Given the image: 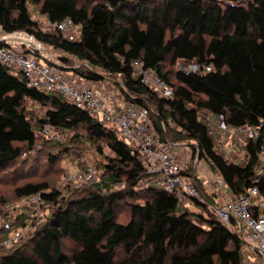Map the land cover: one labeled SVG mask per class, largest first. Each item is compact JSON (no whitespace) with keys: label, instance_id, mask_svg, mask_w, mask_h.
<instances>
[{"label":"trees","instance_id":"obj_1","mask_svg":"<svg viewBox=\"0 0 264 264\" xmlns=\"http://www.w3.org/2000/svg\"><path fill=\"white\" fill-rule=\"evenodd\" d=\"M29 5L51 21L70 17L78 37L42 28ZM0 28L24 31L61 51L57 57L79 76L97 82L117 78L122 98L148 108L162 140L193 149L235 193L256 184L264 197V179L255 180L259 141L248 139L247 160L236 163L199 118L200 111L222 114L230 127L264 120V0H0ZM135 58L171 85V97L132 77ZM178 59L213 68L186 74L177 69ZM70 60L84 65L66 64ZM26 100L44 107L34 122ZM47 123L73 131L75 139L83 130L106 159L104 174L94 188L72 197L46 182L15 186L17 199L41 192L46 202L61 200V205L18 244L4 247L0 240L8 249L0 264H243L241 237L206 203L193 202L204 214L157 185L138 188L147 167L114 130L59 92L27 86L19 71L0 63V169L39 146L38 138L49 141L40 133ZM105 147L110 154H104ZM185 173L192 176V169ZM193 179L207 195L200 179ZM127 197L139 201L128 202L129 219L118 222L116 203ZM207 198L214 202L215 196ZM64 239L78 246L71 255L64 251ZM118 248L124 257L117 258Z\"/></svg>","mask_w":264,"mask_h":264},{"label":"built area","instance_id":"obj_2","mask_svg":"<svg viewBox=\"0 0 264 264\" xmlns=\"http://www.w3.org/2000/svg\"><path fill=\"white\" fill-rule=\"evenodd\" d=\"M45 29L59 30L71 40L77 38L80 32L70 17L53 21L46 19ZM49 48L24 31L5 32L0 28V63L8 65L13 71H19L27 86L46 92H59L77 107L87 110L105 126L109 125L147 167L148 176L140 180L138 188L147 187L149 184L157 185L173 194L186 207L197 200L206 203L220 222L241 237L244 245L243 264H264V197L258 186L254 184L240 193H235L218 173L208 193L219 197L220 202H210L193 179H199L194 170L197 156L191 161L190 155L189 160L181 162L175 152V146L179 143L160 138L150 119L148 108L124 100L119 89L121 99L105 88L86 84L84 81L87 78L62 68L67 66ZM131 65L134 79L161 97L173 95L171 85L154 69L146 67L140 58L133 59ZM176 67L190 74L208 72L213 65L178 59ZM210 115L214 114L199 112V118L207 123L208 132L216 144L226 142L225 137H232L233 145L240 143L243 146L248 139L259 141L255 180L264 179V120L254 125L230 127L222 114L214 115L213 119ZM66 131L62 127L47 123L40 133L44 139L59 140ZM189 168L192 169L193 177L185 173ZM96 172L95 166H88L82 171L68 174L66 181L92 183L98 179ZM44 202L46 201L41 192L23 195L15 204L5 202L0 226L9 235L1 241V245H16L33 231L39 224V210ZM48 204L50 208L46 215L58 208L61 200ZM21 207L33 208L32 215L36 217L31 220L30 227L25 228L26 230L15 227V210Z\"/></svg>","mask_w":264,"mask_h":264},{"label":"rangeland","instance_id":"obj_3","mask_svg":"<svg viewBox=\"0 0 264 264\" xmlns=\"http://www.w3.org/2000/svg\"><path fill=\"white\" fill-rule=\"evenodd\" d=\"M87 3L89 4L90 2ZM29 8L32 18L36 19L42 28H45L46 19L44 18V16L39 14L36 7L29 5ZM49 49L52 51L53 55L58 56L57 53L53 51V49ZM66 64L73 66L84 65L83 62H79L77 60H70L69 63ZM102 85L105 89L116 93L117 97L120 98L117 78L105 79L104 81H102ZM107 101L109 102V100ZM23 105L32 122H34L37 117L43 115L44 113L43 106L36 104L30 100H26ZM73 134V131H66L63 134L62 138L59 140L44 141L41 138H38L39 146L31 151H26V153L18 157L16 161L0 169V221L3 217L4 203L10 202L11 204H15L18 201L14 193L15 186L21 185L25 182H46L51 188H56L57 190H59L63 196L72 197L81 194V192L85 189L91 187L94 188L95 184L93 183L102 179V176L104 174L103 165L106 161L104 155L97 152V150L95 149V145L86 138L85 132L83 130H78L79 135L77 139L73 138ZM225 139L226 142H217L220 151L225 155V157L233 160L236 163H242L246 161L247 156L244 155L243 146L240 143L238 145H233L232 137H225ZM188 145L190 147V144ZM192 152H194L193 149H191L190 152L191 161H193V159H195L196 157V154ZM104 154H110L107 147L104 148ZM50 156H54L53 161L49 159ZM197 159L198 160L196 161V165L197 167L199 166L200 170L203 171V173H205L207 176H217L218 172L216 169L211 168V166L202 159H199L198 157ZM88 166H95L98 178L96 181L92 183H83L79 181H77L76 183H72L66 181L68 174L75 171H82ZM120 186L121 185L116 184L114 188H118ZM202 189L203 191L206 190L204 186ZM205 192L208 195V191ZM133 201H139V199L127 197L124 200H120L116 203V221L126 222L129 219L128 202ZM214 202L219 203V197H215ZM48 208H50V204H48V202H44L41 205L39 210V214L41 213V216H39L38 218L39 223L44 220L46 213L49 210ZM189 209L205 214V212L194 203L189 206ZM15 211L17 214L15 227H21L26 230L25 228L30 227L31 220L36 218L32 215L34 213L33 208L21 207L16 209ZM8 235L9 232L2 230L0 226V240L2 241L3 239L7 238ZM63 247L64 251L68 255H71L78 248V246L69 239L63 240ZM243 248L244 245L242 246V249ZM6 251H8V249L0 246V254ZM116 253L117 258L124 257L122 248H118Z\"/></svg>","mask_w":264,"mask_h":264},{"label":"crops","instance_id":"obj_4","mask_svg":"<svg viewBox=\"0 0 264 264\" xmlns=\"http://www.w3.org/2000/svg\"><path fill=\"white\" fill-rule=\"evenodd\" d=\"M53 51H55V52L57 53V55L61 54V51H59V50H57V49H55V50H53ZM54 56H55V55H54ZM66 66H67V65H66ZM67 67H69V68L67 69L68 71L73 72V71L71 70V68H72L71 66H67ZM84 82H85L86 84H89V85L94 86L95 88H97V87L104 88L103 85H102V81H101V82H97V81H94V80L86 79ZM209 117H210L211 119L214 118V116H212V115H210ZM175 152H176V156H177V158H178L181 162H183V161L187 160V159L190 157V152H191V150H189V148H188L187 146L179 144V145H176V146H175ZM231 153H232V152H231ZM231 153H230V154H231ZM230 154H228V155H230ZM188 160H189V159H188ZM202 160H203V159H202ZM203 161H204V160H203ZM194 170H195V175H197V177H199V179H200V181L202 182L203 186L206 188V191H208V190H209V187L213 185L214 180H215V177H214V176H209V175L207 176L205 173H203V171L200 170L199 166L197 167V165H196V167H194ZM213 179H214V180H213Z\"/></svg>","mask_w":264,"mask_h":264},{"label":"water","instance_id":"obj_5","mask_svg":"<svg viewBox=\"0 0 264 264\" xmlns=\"http://www.w3.org/2000/svg\"><path fill=\"white\" fill-rule=\"evenodd\" d=\"M62 68L68 69L69 67H62Z\"/></svg>","mask_w":264,"mask_h":264}]
</instances>
